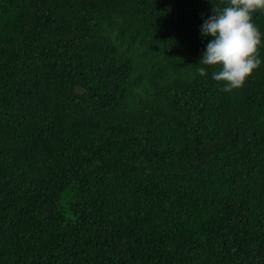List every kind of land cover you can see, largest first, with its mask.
Listing matches in <instances>:
<instances>
[{
    "label": "trees",
    "instance_id": "16d2710c",
    "mask_svg": "<svg viewBox=\"0 0 264 264\" xmlns=\"http://www.w3.org/2000/svg\"><path fill=\"white\" fill-rule=\"evenodd\" d=\"M227 2L0 0V264H264V44L199 63Z\"/></svg>",
    "mask_w": 264,
    "mask_h": 264
},
{
    "label": "clouds",
    "instance_id": "9594fccd",
    "mask_svg": "<svg viewBox=\"0 0 264 264\" xmlns=\"http://www.w3.org/2000/svg\"><path fill=\"white\" fill-rule=\"evenodd\" d=\"M264 10V0H228L215 5L213 13L200 26L201 34L210 37L200 64L219 66L212 78L223 81L225 90L238 88L262 63L258 49L264 44V32L253 21V13ZM197 71L204 75L206 68Z\"/></svg>",
    "mask_w": 264,
    "mask_h": 264
}]
</instances>
